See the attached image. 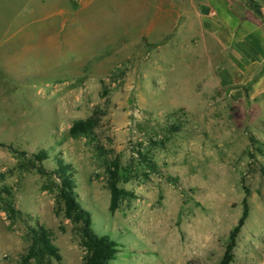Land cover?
Here are the masks:
<instances>
[{
	"label": "rangeland",
	"instance_id": "374dc122",
	"mask_svg": "<svg viewBox=\"0 0 264 264\" xmlns=\"http://www.w3.org/2000/svg\"><path fill=\"white\" fill-rule=\"evenodd\" d=\"M199 1L0 0V43L16 38L0 67L20 55L27 72L0 83V264L19 261L36 226L62 257L50 264H83L60 161L93 232L121 250L110 264H219L244 198L230 264H264V41L258 52L246 25L254 60L208 45L198 5L233 30V2ZM78 121L91 130L71 135Z\"/></svg>",
	"mask_w": 264,
	"mask_h": 264
},
{
	"label": "trees",
	"instance_id": "16d2710c",
	"mask_svg": "<svg viewBox=\"0 0 264 264\" xmlns=\"http://www.w3.org/2000/svg\"><path fill=\"white\" fill-rule=\"evenodd\" d=\"M253 13L264 19V13L260 6L253 0H243ZM91 130L89 121H78L73 124L70 129V134L76 136L78 134H86ZM1 147H7L0 144ZM47 157L46 152L41 151L36 156V160L40 163ZM150 163V162H148ZM150 166V165H149ZM67 166L62 161L58 164V169L53 172V175L58 179V197L61 200L65 211V217L73 220L76 225L77 235L79 236L82 246L86 248V255L83 259V264H110L115 259L116 254L121 251L117 248V244L106 237L99 236L91 229V216L88 211L83 209L77 200L74 192V182L67 174ZM40 173H44V169L39 168ZM113 175V173H112ZM112 195L118 196L119 190L115 183L111 185ZM120 194L122 192L120 191ZM6 213L15 219L20 217V212L16 211L11 203L5 207ZM248 216V207L246 198L242 202V213L236 225L229 232L223 257L219 264H230L233 260V249L236 245V238L240 229ZM29 238V246L24 255H22L16 264H50V260H55L60 263L62 260L58 249L54 245L51 235L41 226L29 227L27 234Z\"/></svg>",
	"mask_w": 264,
	"mask_h": 264
},
{
	"label": "crops",
	"instance_id": "0c3cea01",
	"mask_svg": "<svg viewBox=\"0 0 264 264\" xmlns=\"http://www.w3.org/2000/svg\"><path fill=\"white\" fill-rule=\"evenodd\" d=\"M192 1L193 0H190V5L194 7ZM199 2H202V0H200ZM231 2L233 3L229 4L228 7L230 9V15H232V17L235 20L234 22L236 24L233 30L231 29L229 30L227 28V24L225 23V19L222 18V14H220V12L217 9H214L212 5H209L208 8H202L201 4L198 5L200 8L199 9L200 11L196 9L197 11L196 14L199 13L198 16L200 19L209 20L210 23H207V24H209L211 28H213L212 31H208V29H203L202 35L199 34L200 38H208V45L213 43V44H216L222 47L223 49L229 47L233 43V45L234 44L236 45L235 46L236 50L238 51L241 57L247 58L249 60L259 59V55L256 54V52H253L255 54L252 57H249L243 53L244 46L246 45L250 46L249 42L244 40V36H246V34H244V30H245L244 28L246 27V25H249L250 28L252 27V29L250 30L251 32L253 31V33L256 35L255 43L258 45V52L261 46L263 47L264 45V42H263L264 38H260V35H262V31L260 28L259 19L251 11H247V12L245 11V6H246L245 1L231 0ZM212 11L214 12L213 14L215 16L211 15ZM255 28H257V30H255ZM262 36L264 37V35ZM248 39L249 38H246V40ZM242 41L245 42V45H244V42ZM15 42H16V38H3L1 41V43H3L4 45L6 44L12 45L11 43H15ZM1 43H0V46H1ZM259 45L261 46L259 47ZM19 56L16 57L15 55H13V57L10 59L11 63H9V66L4 65L0 67V83L7 82L9 85H12V86L15 83H19L21 79L20 77H19L20 78L19 81L17 82L16 77L11 78L10 76L11 74L15 73L16 69L19 70V67H21L24 70V73H22V76L27 75L26 69L22 67L25 63L21 61V58H20L21 56L20 57ZM17 65H18V68H17ZM20 73H21V70H20Z\"/></svg>",
	"mask_w": 264,
	"mask_h": 264
}]
</instances>
